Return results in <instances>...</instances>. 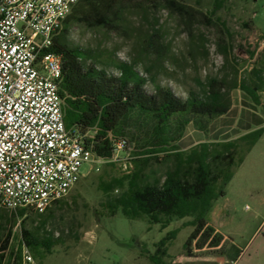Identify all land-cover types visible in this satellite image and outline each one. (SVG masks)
<instances>
[{
    "label": "rangeland",
    "instance_id": "1",
    "mask_svg": "<svg viewBox=\"0 0 264 264\" xmlns=\"http://www.w3.org/2000/svg\"><path fill=\"white\" fill-rule=\"evenodd\" d=\"M177 1L198 13L183 18L160 1L131 0L122 5L118 25L111 30L77 23L70 26L65 41L100 55L107 61L110 76L118 74L110 62L133 64L148 79V92H152L153 78L183 100L190 91L201 92L209 78L225 79L228 84L235 79L240 82L253 77V68H261L264 77V0H226L216 12L219 28L225 32L227 55L221 52L220 29L207 25L202 17L211 16L215 0ZM155 32L162 54L144 51V39ZM228 94L229 112L210 124L208 134L189 125L178 143L180 150L188 151L202 142L234 140L264 128L260 108L245 93L229 89ZM259 96L264 103V91ZM118 157L114 167L102 165L98 172H90V165H83L74 189L41 216L27 210L25 217L11 227V212L0 208V238L4 240L10 230L11 246H16L24 219L26 228L50 245L41 258L31 253L37 264H151L144 255L153 254L160 239L178 230L166 249L167 262L264 264V132L235 169L225 195L214 203L208 216L223 241H208L202 249L193 243L190 253L184 249L193 231L184 226L189 218L174 219L161 230L157 224L128 220L121 213L110 217L101 206L106 197L97 189L99 177L108 179L132 169L128 152L122 151ZM162 161L151 162L146 175L162 177Z\"/></svg>",
    "mask_w": 264,
    "mask_h": 264
},
{
    "label": "trees",
    "instance_id": "2",
    "mask_svg": "<svg viewBox=\"0 0 264 264\" xmlns=\"http://www.w3.org/2000/svg\"><path fill=\"white\" fill-rule=\"evenodd\" d=\"M131 0H79L54 36L47 52L60 56L62 74L58 93L62 101L65 127L72 130L86 148L103 160H111L115 143L125 142L124 151L130 155L132 169L123 175L100 176L97 189L106 197L101 206L110 217L121 213L128 220H145L166 229L174 219L189 218L184 226L193 231L184 249L191 252L195 243L202 249L208 241L221 240L209 225L214 203L225 195L234 171L246 154L263 135L264 128L252 130L225 142H202L188 151L178 143L189 125L208 134L210 124L226 115L231 107L229 89H239L260 108L264 118V103L259 92L264 91L261 68H253L248 80L226 83L225 79L209 78L201 92L190 91L186 99L177 98L170 88L151 78L152 92L146 90L148 79L135 70L133 64L112 61L118 74L107 73V61L89 50L66 43L65 36L73 24L111 30L118 25L117 14ZM145 1V0H140ZM183 18L198 13L177 0H156ZM226 0H215L211 16L203 15L205 23L218 30L220 18L216 12ZM216 16V17H215ZM221 52L227 55L225 32L221 29ZM156 32L143 41L146 53L162 54L157 48ZM252 57L253 55L250 54ZM149 72V69H146ZM162 156V157H160ZM165 166L162 177L152 178L145 170L153 161ZM114 167L115 163L105 164ZM117 191L118 194L113 193ZM62 201V200H61ZM55 203L54 205L60 203ZM24 209L11 212V227L26 215ZM41 216L42 214H37ZM20 238L11 246V231L0 238V264H20L21 245L27 246L37 258L49 247L21 222ZM178 230L170 231L155 244V252L144 255L151 264H178L165 260L168 244Z\"/></svg>",
    "mask_w": 264,
    "mask_h": 264
},
{
    "label": "built area",
    "instance_id": "3",
    "mask_svg": "<svg viewBox=\"0 0 264 264\" xmlns=\"http://www.w3.org/2000/svg\"><path fill=\"white\" fill-rule=\"evenodd\" d=\"M78 2L0 0V208L10 212L44 214L74 189L83 165L98 172L125 148L116 142L103 160L64 124L61 58L46 50ZM20 264H37L24 244Z\"/></svg>",
    "mask_w": 264,
    "mask_h": 264
},
{
    "label": "crops",
    "instance_id": "4",
    "mask_svg": "<svg viewBox=\"0 0 264 264\" xmlns=\"http://www.w3.org/2000/svg\"><path fill=\"white\" fill-rule=\"evenodd\" d=\"M209 225L215 230V233L219 234L218 229L213 224L209 222Z\"/></svg>",
    "mask_w": 264,
    "mask_h": 264
},
{
    "label": "flooded vegetation",
    "instance_id": "5",
    "mask_svg": "<svg viewBox=\"0 0 264 264\" xmlns=\"http://www.w3.org/2000/svg\"><path fill=\"white\" fill-rule=\"evenodd\" d=\"M221 247V246H220Z\"/></svg>",
    "mask_w": 264,
    "mask_h": 264
}]
</instances>
